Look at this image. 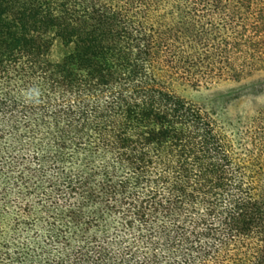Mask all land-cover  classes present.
Segmentation results:
<instances>
[{"label":"trees","instance_id":"obj_1","mask_svg":"<svg viewBox=\"0 0 264 264\" xmlns=\"http://www.w3.org/2000/svg\"><path fill=\"white\" fill-rule=\"evenodd\" d=\"M255 75L264 0H0V264H264V107L176 91Z\"/></svg>","mask_w":264,"mask_h":264},{"label":"rangeland","instance_id":"obj_2","mask_svg":"<svg viewBox=\"0 0 264 264\" xmlns=\"http://www.w3.org/2000/svg\"><path fill=\"white\" fill-rule=\"evenodd\" d=\"M264 78V75H255L250 80L240 83H221L210 87L192 86L189 84L177 85L176 91L186 100L211 113L221 125L238 121H245L255 117L257 111L264 107V93L260 90L247 89L242 94L239 91L256 80ZM235 92V100L226 102L227 94Z\"/></svg>","mask_w":264,"mask_h":264}]
</instances>
